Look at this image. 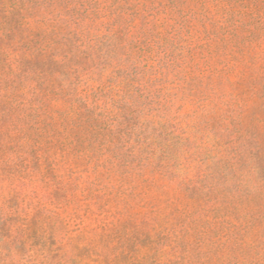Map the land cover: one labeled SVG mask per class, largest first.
Returning <instances> with one entry per match:
<instances>
[{"label": "trees", "instance_id": "trees-1", "mask_svg": "<svg viewBox=\"0 0 264 264\" xmlns=\"http://www.w3.org/2000/svg\"><path fill=\"white\" fill-rule=\"evenodd\" d=\"M253 2L0 0V177L8 165L14 191H42L51 178L98 182L120 168L145 181L155 173L209 202L215 219L237 231L230 253L239 258L217 264H264V243L251 241L247 257L240 239L264 227V138L244 122L239 95L188 93L194 22L213 24L214 35L233 18L238 31L251 16L264 28V3ZM234 35L217 39H257ZM53 146L80 163L66 160L57 172ZM12 193H0V220L17 217L9 238L24 239L29 211L7 206ZM255 200L256 213L232 214ZM78 261L18 264H88Z\"/></svg>", "mask_w": 264, "mask_h": 264}, {"label": "rangeland", "instance_id": "rangeland-1", "mask_svg": "<svg viewBox=\"0 0 264 264\" xmlns=\"http://www.w3.org/2000/svg\"><path fill=\"white\" fill-rule=\"evenodd\" d=\"M253 3L262 4L264 0ZM244 19L248 21L245 29L238 31L233 27V18L225 23L226 31L220 29L216 35V26L208 21L194 22L197 47L191 54L194 61L188 93L239 95L244 101V122L264 138V108L261 98L255 97L262 92L264 84V28L254 16ZM150 22L151 30L163 33L155 19ZM186 26L192 28L189 20ZM234 33L257 39L253 43L217 39V36H235ZM218 114L209 120L214 122ZM52 150L58 159L56 171L62 172L60 165L72 161L71 154L63 156L57 146ZM72 162L74 166L80 163ZM5 171L0 177V193L13 192L6 203L9 208L26 210L27 206L29 226L22 229L24 239H10L9 229L18 222L17 217L0 220V264L43 260H80L88 264H217L239 258L237 253H230L237 231L215 219L210 209L207 210L210 203L155 173H150L153 177L144 181L119 168L103 172L98 182L83 178L66 182L62 178V183L56 185L51 178V184L42 191L22 186L14 191V186H18L15 177L7 179L11 167L5 166ZM49 172L51 176L56 173L50 169ZM255 204L256 200L231 212L235 217L248 211L254 214ZM195 208L203 209L197 212ZM240 239L244 241L241 243L244 253L253 257L249 243L253 240L264 243V227Z\"/></svg>", "mask_w": 264, "mask_h": 264}]
</instances>
